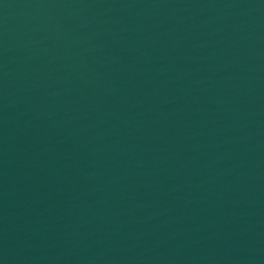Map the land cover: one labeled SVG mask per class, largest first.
I'll return each instance as SVG.
<instances>
[{
	"label": "water",
	"instance_id": "water-1",
	"mask_svg": "<svg viewBox=\"0 0 264 264\" xmlns=\"http://www.w3.org/2000/svg\"><path fill=\"white\" fill-rule=\"evenodd\" d=\"M0 264H264V0H0Z\"/></svg>",
	"mask_w": 264,
	"mask_h": 264
}]
</instances>
